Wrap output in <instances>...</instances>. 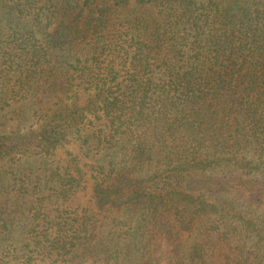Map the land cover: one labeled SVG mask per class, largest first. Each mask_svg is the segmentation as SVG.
<instances>
[{"label":"trees","instance_id":"1","mask_svg":"<svg viewBox=\"0 0 264 264\" xmlns=\"http://www.w3.org/2000/svg\"><path fill=\"white\" fill-rule=\"evenodd\" d=\"M0 264H264V0H0Z\"/></svg>","mask_w":264,"mask_h":264}]
</instances>
